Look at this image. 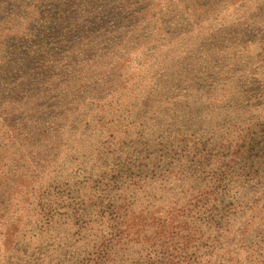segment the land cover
I'll use <instances>...</instances> for the list:
<instances>
[{
	"label": "rangeland",
	"instance_id": "obj_1",
	"mask_svg": "<svg viewBox=\"0 0 264 264\" xmlns=\"http://www.w3.org/2000/svg\"><path fill=\"white\" fill-rule=\"evenodd\" d=\"M0 1L5 4L11 0ZM34 1L39 0H32L26 9L41 10V15L35 17L31 14L28 17L33 23L37 20L35 24L38 25L31 28L47 32L34 39L33 33L26 31L25 42L17 47L13 40L12 45L22 53L38 54L45 65L52 60L57 63L58 69L50 67L47 71L44 64L37 63L28 72L16 74L14 81L11 79L10 82L23 83V80H28L43 89H46L43 83L47 82L50 91L56 89L53 83H58L61 88L64 85L67 95L60 99L48 93L45 106L49 109L32 114L33 118L43 119L39 120L38 127L52 131L54 138L44 135L30 145L33 149H28L31 154L39 148L45 151L48 166L45 165L46 170L40 172L32 169L27 175L30 177L31 172L35 176L29 187L32 199L25 213L16 217L20 223H15L17 235L23 239L45 238L46 241L53 238L56 244H61L77 237L74 230L69 233L68 223L74 222L67 221L61 215H65L67 202L75 201L79 187L77 183L89 176V170L98 159L93 155L102 152L106 139L100 137L99 125H120V130L110 129L113 133H122L118 146L124 151V155L115 161L114 169L129 164L139 165L141 161V168L136 167L132 169V174H128L131 177L128 182L138 183L136 189H142L143 181L148 180L145 190H150L149 181L181 180L178 174H190V159L195 147L204 148L205 152L210 153L216 147V155H222L223 150L219 151L220 145L216 144L214 138L226 129L231 132L254 110L264 113V77L261 82L260 79L257 82L253 80L251 66L247 63L240 64L238 69L229 65L232 55L228 48L238 35L236 31L231 33L230 30L220 29L221 22L216 16H206L204 21L193 24L185 15L180 18L170 13H155L156 17L151 21L156 25L133 26L131 16L134 6L129 5L131 8L125 13L121 4L112 0H102V3L95 0L94 5L90 0H78L77 5L69 7L64 6L65 0H57L54 4L47 2L52 10L47 14ZM235 2V17L239 16L240 19L236 22L237 29L243 34V39L240 40V48L232 53L236 55L238 52H252L255 47L264 48V0ZM241 5L243 7L238 14L237 6ZM65 10L70 18L81 19L84 23L81 29L86 32H77L78 40L72 34L67 39L57 37L48 28L53 23H44L51 13V17L65 19ZM31 16L34 17L31 19ZM202 33L208 38L201 41ZM246 38L254 43L251 48L245 44ZM203 48L205 51L202 54L208 53L204 60H209L214 66L211 70L224 73V80L228 82H220L219 89L212 90L211 84L207 89H201V78H207L210 69L206 70L203 64H195L196 60L187 59L188 50H192L196 57ZM253 54L260 55L259 61L264 65V49L248 53L247 56ZM78 67L80 70L77 74L67 79L61 78L64 69ZM258 125L259 132L253 142L251 157L247 162L231 167L234 175L218 182L215 191L219 197L228 195L227 202L232 203L231 208L222 210L220 214L230 222L222 224L230 230L228 233L233 239L231 249L235 260L231 261L232 264H264V126ZM103 133L107 135L110 132L103 130ZM166 138L169 146L164 148ZM88 143L91 144L90 154L84 149ZM166 152L169 159H165ZM137 154L138 159L135 158ZM153 158L156 165L150 164ZM180 160L187 164L177 163ZM161 161L176 165L168 170L159 163ZM53 165L55 168H52ZM256 165L260 169L254 168ZM19 166L26 168V163H19ZM107 167L112 166L109 164ZM193 172L199 175L200 169L194 167ZM106 177L109 182L113 180L110 173ZM125 178L117 179L118 187H123L119 182ZM175 184L176 181L172 187ZM47 188L51 190L46 191ZM41 192L54 193L59 201L57 207L37 206L35 198ZM168 199L169 195H166ZM169 203H172V199ZM55 223L66 224L59 227Z\"/></svg>",
	"mask_w": 264,
	"mask_h": 264
},
{
	"label": "trees",
	"instance_id": "obj_2",
	"mask_svg": "<svg viewBox=\"0 0 264 264\" xmlns=\"http://www.w3.org/2000/svg\"><path fill=\"white\" fill-rule=\"evenodd\" d=\"M31 1L11 0L5 4L0 1V264H232L231 261L235 260L231 249L234 243L228 233L230 230L224 228L222 224L230 222L227 217L220 215L222 210L231 208L232 203L227 202V194L226 197H219L215 191L218 182H223L234 175L231 167H237L251 157L254 150L253 142L259 132L257 125L259 123L258 127L264 126L262 110H254L250 117L245 118L243 123H238L237 127L235 125L231 132L226 129L214 138L216 144L220 145L219 151L223 150L222 155H216L218 149L216 147L214 150L211 149L213 153L195 147L190 159L192 162L190 174H178L181 180L149 181L150 190H145L148 180L143 181L142 189H136L138 183L128 182L131 178L128 174H132V169L136 167L141 168V161L139 165L129 164L114 169L115 161L124 155V151L118 146L121 144L118 140L122 133L115 131L113 133L110 129L113 127L120 130V125L118 123L115 124L116 127L113 124L109 127L99 125L100 137L106 139L102 152L93 155L98 159L89 170V176L77 183L79 187L75 201L67 202L65 215H61L67 221L74 222L68 223L69 233L74 230L77 237L56 244V239L53 238L46 241L45 238L28 240L17 235L15 223H20V220L16 217L25 213V208L27 209L28 202L32 199V190L29 187L35 176L31 172L30 177L27 175L32 169L37 172L46 170L45 165L48 161L45 159L47 158L45 151L39 148L36 153L31 154L28 149H33L30 145L35 143L36 139H42L44 135L54 138L52 131L38 127L39 120L43 119L33 118L32 114L49 109L45 106L48 93L60 99L67 95L64 85L61 88L58 83H53L56 89L50 91L47 82L43 83L46 89L35 86L28 80H23V83L10 82L11 79L14 81L16 74L28 72L30 67L37 63L44 64L38 54L33 56L22 53L12 45L15 40L14 46H21L22 42H25L26 31L33 33L34 39L47 32L31 28L38 25L35 24L37 20L33 23L28 17L31 14L35 17L37 14L41 15V10L26 9ZM76 1L78 0H65L63 3L69 7L77 5ZM97 1L102 3V0ZM112 1L119 2L125 13H128V8L134 6L131 16L133 26L156 25L151 21L156 17L155 13L159 15L170 13L180 18L185 15L193 24L196 21H204L206 16H216L221 22L220 29L230 30L231 33L236 31L238 35L228 48L232 55L229 65L238 69L240 64L247 63L251 66L253 80L263 81L264 65L259 61L260 55L247 56L248 53L263 51V47H255L252 52H238L236 55L232 53L234 49L240 48V40L243 39V34L237 29L236 22L240 21L239 16L235 17L237 12L235 8L233 10L237 4L235 0ZM47 2L54 4L58 1L39 0L33 3H38L40 8L45 10L44 14H47L52 11ZM90 3L94 5L95 0H90ZM237 7L239 14L243 6ZM67 11L65 19L51 17V13L44 23L47 22V25L50 21L53 23L48 28L57 37L67 39L72 34L77 39V32L79 34L86 32L85 29H81L84 23L81 19L70 18ZM34 16H31V19ZM166 24L169 25L170 22ZM203 38L208 37L202 33L199 39L202 41ZM245 44L250 47L254 43L246 38ZM204 51L205 48L194 57L192 50H188L187 59L196 60L195 64H203L206 70L210 69L207 78H201V89H207L209 84L212 85V90L219 89L220 82H228L224 80V73L211 70L214 66L209 60H204L208 56V53L202 54ZM201 54L202 57H199ZM56 64L50 60L43 67L47 71L50 67L58 69ZM79 70V67L66 68L63 74L61 71V78L72 77ZM192 81L193 79L190 80ZM103 130L110 133L106 135ZM168 146L169 140L166 138L163 147ZM84 147L87 154H90L91 144L88 143ZM110 147L112 150L108 149ZM105 150L106 154L103 153ZM137 155L135 158L138 159L139 154ZM165 159H169L167 152ZM150 160L151 165H156L155 158ZM18 161L25 162L26 168L20 167L19 163L15 164ZM185 162L180 160L177 163L182 165ZM159 163L168 167V170H172L171 167L176 165L174 162ZM109 164L112 167L108 168ZM53 166L52 168H55V165ZM193 166L203 173L193 174ZM255 167L259 168V165ZM149 169L154 170L152 167ZM109 173L113 178L110 182L106 177ZM171 173L173 174V171ZM90 177L93 179H89ZM122 177H126L124 181L119 182L123 187H118L117 179L122 180ZM175 181L176 184L172 187ZM49 190L51 188L46 189ZM53 194L39 193L35 198L37 206L57 207L58 199ZM262 194L264 195V192ZM166 195H169L168 200ZM10 224L11 226L7 227ZM55 224L61 227L66 223Z\"/></svg>",
	"mask_w": 264,
	"mask_h": 264
}]
</instances>
